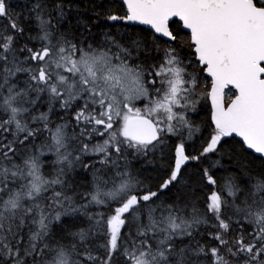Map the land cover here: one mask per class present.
Listing matches in <instances>:
<instances>
[{
	"label": "snow or ice",
	"instance_id": "obj_1",
	"mask_svg": "<svg viewBox=\"0 0 264 264\" xmlns=\"http://www.w3.org/2000/svg\"><path fill=\"white\" fill-rule=\"evenodd\" d=\"M0 264H264V0H0Z\"/></svg>",
	"mask_w": 264,
	"mask_h": 264
}]
</instances>
